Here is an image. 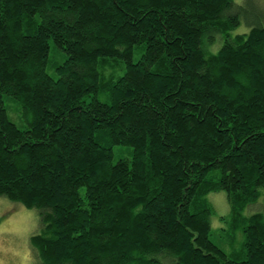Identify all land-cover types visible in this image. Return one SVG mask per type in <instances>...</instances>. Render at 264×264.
I'll return each mask as SVG.
<instances>
[{
    "label": "trees",
    "instance_id": "1",
    "mask_svg": "<svg viewBox=\"0 0 264 264\" xmlns=\"http://www.w3.org/2000/svg\"><path fill=\"white\" fill-rule=\"evenodd\" d=\"M235 1L0 0V197L38 212L41 264H264V15L232 36Z\"/></svg>",
    "mask_w": 264,
    "mask_h": 264
},
{
    "label": "rangeland",
    "instance_id": "2",
    "mask_svg": "<svg viewBox=\"0 0 264 264\" xmlns=\"http://www.w3.org/2000/svg\"><path fill=\"white\" fill-rule=\"evenodd\" d=\"M237 6H247L249 13L241 17L240 26L232 32V36L249 33L252 20L257 14L264 15V0H236ZM52 59L48 68V73L54 76V63H61L65 58V53L57 51L52 42ZM143 49L139 48L134 53V61H138ZM64 57V58H63ZM124 64V63H123ZM123 64L120 68H124ZM123 72L121 71L120 74ZM105 100L104 97L100 98ZM5 104L8 110V116L20 129H26V121L23 111L15 100L10 97L5 98ZM132 148L116 147L113 163L121 159L132 158ZM214 207L212 222V241L220 246L226 252H229V242L223 229L227 227L226 218L230 213V204L225 192L211 193L208 197ZM255 212H264V200L261 198L256 205L247 210V214ZM41 223L38 212L28 210L23 205L13 203L0 197V264H41L38 255L31 246L30 239L33 235L41 232ZM243 244V236L239 235L235 243V249L240 252Z\"/></svg>",
    "mask_w": 264,
    "mask_h": 264
}]
</instances>
